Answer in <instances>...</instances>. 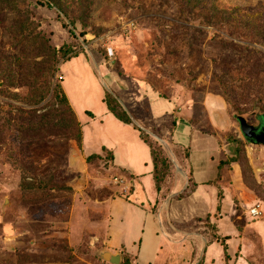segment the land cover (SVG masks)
<instances>
[{
    "label": "rangeland",
    "instance_id": "374dc122",
    "mask_svg": "<svg viewBox=\"0 0 264 264\" xmlns=\"http://www.w3.org/2000/svg\"><path fill=\"white\" fill-rule=\"evenodd\" d=\"M51 1L64 15L41 0H0V264H113L100 252L125 253L114 220L131 209L119 200L156 213L191 195L179 163L191 149L219 170L216 227L200 212L171 218L170 232L159 223L166 243L153 264H264V144L238 120L257 126L264 114V0ZM108 101L148 145L153 177L105 145L124 146L143 170L145 148L126 124L106 122ZM211 233L237 239L229 261Z\"/></svg>",
    "mask_w": 264,
    "mask_h": 264
},
{
    "label": "crops",
    "instance_id": "0c3cea01",
    "mask_svg": "<svg viewBox=\"0 0 264 264\" xmlns=\"http://www.w3.org/2000/svg\"><path fill=\"white\" fill-rule=\"evenodd\" d=\"M73 58H71L70 60H72ZM70 60H68L67 62H69ZM83 62H84V60H83ZM84 65H86L85 62H84ZM86 68H87V72H88L87 76L91 79V81H90L87 78V80H88V82H86L87 90H91L92 87H95V89H96L95 93H96L97 97L99 98L97 81L95 80L94 75L91 74L90 69L87 65H86ZM83 76H85V75H83ZM69 90L70 89L68 88V91ZM68 91H66L67 96H69ZM68 98L70 99V97H68ZM70 101L73 102L72 99H70ZM72 104H73V106L76 105L75 103H72ZM110 111H106L107 112L106 114H104V110L101 113H97V112L96 113L100 116H102V114H104V117L106 118L107 123H108V121L116 120L117 123L120 122L123 125L126 124L128 128L130 127L133 130V132H135L133 127L129 123L123 122L122 120H121L122 121L121 122L120 120H118L119 118L116 119L117 117L115 118L113 115V112L111 111L112 112L111 113ZM100 123H102V122H100ZM97 124H98V122L93 124V125H94V127H96V130L100 131V129H102L103 127L101 126L99 128V125H97ZM178 128L180 129L179 132H184L183 130H185L183 123L180 124L178 126ZM89 133H92V135H94L92 129H91V131H89ZM135 134L137 135L136 140H137L138 144L142 145L145 148V157L142 159L143 170H139L140 166L138 167V164L131 163V161L129 160V157L127 156V153L125 151L127 149H125L124 146H121V145L119 146V145L113 144V142H111V141H109L108 143L105 144L103 141V136H102V138L99 137L100 134L97 135V137H95V139L99 140V142L100 141L103 142L105 145H111L115 149V150L113 149L115 156H118L120 164L122 167H127V166L129 168L131 167L132 170L136 171L137 173L143 174V179H145V177L151 178V177H153V170H154V163H153L154 161H153V158L151 156V152L149 150L148 145L145 144L141 140L138 133L135 132ZM94 136H96V135H94ZM181 141L183 143H186V144L190 143V140L188 139L186 134L183 135V138H181ZM186 146H188V144ZM111 152L113 155L112 150H111ZM206 153H209V152L205 151L204 154H200V153L196 152L195 149H191L189 151V154H187L183 157L182 160H184V162L183 161L179 162L182 165L184 171H187L186 174H188L189 181L191 180L193 182V185H194L193 192L188 197H185V198L171 197L170 199H168L166 205H164L156 213L151 211V210H147L144 207H139L137 205H133L132 203L123 204L119 200L118 205L120 203L121 208L122 209L125 208L126 212H127V210H129V208L131 209L130 210V218H127L128 221H131L134 219L132 217L133 215H135V214L137 215L138 224L136 223L135 228H134L135 229L134 233L135 234L137 233V234L135 236H127V234H125L124 231H127V233L129 231V235H130V231L132 230V228L129 226L131 225V223H129L126 226L125 221H127V220H125L123 215L118 214L117 215L118 220H114L115 221L114 226L116 227V229L118 230L119 233L117 232L114 235V238L118 240V237L119 238L121 237L120 235L126 236V238H123V240H121V241L118 240V241L120 243L123 242V244L126 246L125 247L126 250L137 256V264H153L155 262L156 253L159 250V247L161 246V244L163 242L166 243V241H165L166 235L163 236L162 234L160 235V233H159L160 232L159 223H161L163 231L170 232V226L168 225L167 221L170 222V225H172V227H175V225L172 223V221L181 220L180 222H183V220L185 219L184 217H190V216L198 215V212H200V214H199L200 217L198 216L197 219L198 220L199 219L204 220L207 217L210 218V213L213 212L214 209H217L219 211L220 205L215 204V201L216 202L218 201V199H217L218 192H217V189H216L215 183H214V181L217 179V177L219 175V170L217 168V164L215 163L214 159L207 157ZM145 163H147V164H145ZM213 191H216V193H215L216 197L215 196L213 197V195H212ZM148 196L151 197L152 196L151 193L147 192V195H145V197H148ZM214 198H215V200H214ZM117 209H118V206H117ZM202 214H205L206 217L203 218ZM112 218H113V216H112ZM114 218H115V216H114ZM167 218H168V220H167ZM171 218H172V221H171ZM220 220H221V222H225V217L221 218ZM167 229H168V231H167ZM173 233H175V232H173ZM225 235H228V234H225ZM229 236H230V234H229ZM168 237L169 238L173 237L174 240L176 239V237H174L173 234L171 236L168 235ZM228 240H231V241L235 240V242H237L236 238H230L229 237ZM138 242H139V244H138ZM207 244L213 245V247H215L217 245L220 247V243L218 241H212L211 239L209 240V242ZM110 252L112 253V251H110ZM197 262L199 263L200 261L197 260ZM198 263H196V264H198Z\"/></svg>",
    "mask_w": 264,
    "mask_h": 264
},
{
    "label": "trees",
    "instance_id": "16d2710c",
    "mask_svg": "<svg viewBox=\"0 0 264 264\" xmlns=\"http://www.w3.org/2000/svg\"><path fill=\"white\" fill-rule=\"evenodd\" d=\"M43 3H45L49 8H57L56 7V5L51 1V0H41ZM57 10L59 11V13L61 14V15H64V13L59 9V8H57ZM67 49L68 51H72L71 53H73L74 52V46H70V44H64L63 45V47L60 49V50H62V49ZM64 54H67L66 52H64ZM75 56H77V54H72V55H70V57L72 58V57H75ZM70 58V59H71ZM66 61V60H65ZM108 103V107H109V109L115 114V116L117 117V118H119L120 120H122V121H124V122H126V123H131V118H130V116L125 112V111H121V112H119L116 108H115V106H113L109 101L107 102ZM111 152V151H110ZM111 155H112V152H111ZM156 162V159H155V161H154V163ZM156 168H157V166H156ZM155 168V169H156ZM157 175V174H156ZM160 180V178L158 177V175H157V181H159ZM199 220H201L202 222V225H204V226H206V227H216V225L215 224H213V225H210L211 223H210V221L208 222V220H209V217H207L206 219H204V220H202V219H199ZM212 234V238H211V240L212 241H218L222 246H223V250H224V253H225V255H226V258H227V260L229 261V259H230V254L228 253V246H227V240H228V238L230 237L229 235H220V233L219 234H213V233H211ZM122 258H123V262H124V264H137V256L136 255H134L133 253H131V252H129V251H127V250H125V253H123V255L121 256ZM202 260L203 259H201V261L198 263V264H201V262H202Z\"/></svg>",
    "mask_w": 264,
    "mask_h": 264
},
{
    "label": "water",
    "instance_id": "95a60500",
    "mask_svg": "<svg viewBox=\"0 0 264 264\" xmlns=\"http://www.w3.org/2000/svg\"><path fill=\"white\" fill-rule=\"evenodd\" d=\"M238 120L241 131L248 141L264 144V114L259 116V125L257 126L249 124L242 116H238ZM100 255L113 264H119L121 261L120 253L113 254L109 250H103Z\"/></svg>",
    "mask_w": 264,
    "mask_h": 264
},
{
    "label": "built area",
    "instance_id": "2783aa9c",
    "mask_svg": "<svg viewBox=\"0 0 264 264\" xmlns=\"http://www.w3.org/2000/svg\"><path fill=\"white\" fill-rule=\"evenodd\" d=\"M61 79H63L64 77L63 76H60ZM253 215H258L260 214V211L257 209V208H251V211H250Z\"/></svg>",
    "mask_w": 264,
    "mask_h": 264
}]
</instances>
